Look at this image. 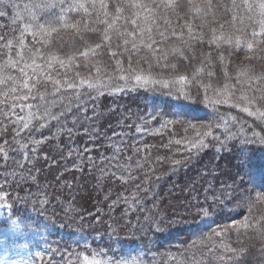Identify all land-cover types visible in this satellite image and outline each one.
<instances>
[{
  "label": "trees",
  "instance_id": "trees-1",
  "mask_svg": "<svg viewBox=\"0 0 264 264\" xmlns=\"http://www.w3.org/2000/svg\"><path fill=\"white\" fill-rule=\"evenodd\" d=\"M35 2L0 3L8 13L0 17V36L14 44L0 52V66L20 51L14 37L28 19L25 5ZM207 2L182 0L183 12L162 9L171 19L169 31L191 22L194 35L210 38L213 27L219 34V24L231 17L209 11ZM9 3L14 7L6 9ZM193 6L208 14L198 15ZM17 15L23 21L13 24ZM123 26V20L116 25ZM94 27L99 31L61 30L49 45L35 47L66 62L74 57L66 74L54 66V78L92 79L100 82L97 87L64 88L53 96L49 85L47 99L56 104L50 111L58 119L37 113L42 118L28 129L17 121L27 118L23 104L31 99L0 111V255L9 251L1 264H30L10 253L22 246L37 247L33 264H86L85 258L98 264H264V199H258L264 196V44L252 51L246 45L217 50L206 38L193 42V58L192 49L173 40L158 47L181 48L188 59L177 53L165 61L157 53V63L148 50L131 57L149 61L131 66L148 77L145 83L119 79L128 73L118 70L117 60L130 67L128 53L117 49L122 37L109 31L111 43L103 42L106 25ZM24 39L34 45L31 35ZM182 39L189 40L187 28ZM88 49L95 54L79 55ZM5 75L19 74L9 67L0 70ZM180 75L188 79L168 88L152 82ZM257 76L262 79L253 93L246 81ZM245 217L253 227H231Z\"/></svg>",
  "mask_w": 264,
  "mask_h": 264
},
{
  "label": "snow or ice",
  "instance_id": "snow-or-ice-1",
  "mask_svg": "<svg viewBox=\"0 0 264 264\" xmlns=\"http://www.w3.org/2000/svg\"><path fill=\"white\" fill-rule=\"evenodd\" d=\"M2 2L3 0H0V3ZM4 7L7 9L14 7V5L9 3L4 5ZM193 7L196 8L198 15L206 16L208 14L201 7ZM205 7L209 11L222 12L226 17L229 15L231 17L230 20H225L224 23L219 24V34H217V29L213 27L210 38H207V34L194 35L193 24L191 22L181 26L179 32L176 31L175 27H172L171 31H169L171 19L164 16L161 10L179 9L183 12L185 9L182 0H159V2L157 0H110V2H105V0H99V2L97 0H36L35 3L25 5V8L29 9L28 19L26 22H23V27L19 30V37H14V39L18 40L20 51L16 53L15 59H9L7 63L0 66V70L11 67L16 69L19 74L18 76L5 75L0 77V85H3V88L0 89V97H3V99H0V105L3 106L0 108V111H14L21 102H26L31 99L34 103L23 104V107L29 109L27 118L19 116L17 121L22 124L23 129H28L33 119L38 120L42 116L52 120L58 119L50 111V108L55 107L56 104L54 101L47 99L49 85L54 89L51 93L53 96L64 88L76 89L85 84L89 89L98 86L100 82L92 79L81 78L78 81L64 79L61 81L53 77L52 70L56 64H59V67L65 70V74L67 71H70L69 65L72 63L74 57L69 55L66 62L56 55L49 54L45 56L42 48L35 47V44L49 45L52 43L50 38L53 34L61 30L72 29L74 30L73 35H76L83 31H99L94 25H106L103 42L110 44L111 38L108 33L109 31L115 32L117 36L122 37V43L117 44V49H123L130 57V67L128 69H124L120 61L117 60L118 70L121 73H128L127 76L124 74L119 75V79L128 80L134 78L137 82L143 80L145 83L148 82V77L144 76L142 72H135L131 66L133 63L140 64L149 61L137 60L133 62L131 57L148 50L154 58H157V63H159L157 53H160L165 61L168 60L170 54L175 55L177 53L182 58L188 59L189 57L185 56L181 48L173 47L169 52L165 51L163 47H158L172 43L173 40H178L185 48L192 49L193 58V42L203 43L206 38L207 43L209 45H216L217 50L222 45H228L229 48L234 46L236 49H240L246 45L247 49L252 51L254 45L258 47L264 44V0H259L258 3L255 0H231L229 4L222 2L214 4L213 0H208ZM111 8H114V14L110 11ZM57 9L59 10L58 12H56ZM7 14V11H0V17H4ZM77 15L81 18L77 19ZM254 17H259V19H254ZM177 19L179 20L180 17L177 16ZM121 20L124 21L122 29L116 27L117 23ZM17 21H23V17L17 15L13 20V24H16ZM161 21L163 22V27H161ZM226 26L232 28L233 31H227ZM184 28L188 29L189 40L187 41L182 39L184 36ZM203 28L204 25L201 24L200 31L202 33ZM25 35H31L33 37L34 45L32 47L26 45ZM38 37L39 39H37ZM100 47L101 45L97 44L95 49H99ZM4 48L11 50L14 48V44L12 40H6L4 36H0V52ZM95 49L85 50L84 52H80L79 55L87 58L89 51L95 54ZM116 55V51L110 52L111 57L115 58ZM229 55H231V52H229ZM219 59L223 62V53H221ZM85 67L87 68L89 65L86 64ZM76 74L78 75L79 73L77 72ZM56 75L59 76L60 73ZM208 75L211 77L214 73L209 72ZM187 79L188 77L185 75H180L178 80L152 82L162 83L165 88H168L171 84L184 83ZM261 79L262 77L259 76L249 77L246 81L249 90L253 93L257 92L258 82ZM237 83L239 85V80ZM254 83H257V87H253ZM180 91H183V89ZM241 99H247V97L242 95ZM9 101L12 103L9 104ZM248 102L251 104L253 101L249 100ZM33 108L36 109L35 112L32 111ZM243 111L252 114L248 107L243 108ZM41 112L42 116L37 115V113ZM60 115L62 116L63 113ZM259 115L264 116V112H260ZM5 119H10V117L6 116ZM40 127H44V125L41 124ZM204 134L209 135L210 133ZM177 143H180V141H177ZM199 143L203 146L202 140ZM192 146L196 147V144L194 143ZM258 199H264V196L258 197ZM259 224L260 221H257V225ZM231 227L239 231V229L247 230L253 227V225L251 219L245 217L242 221H234ZM216 235L219 236L222 233L217 232ZM85 259L86 264H98V262L87 261V258Z\"/></svg>",
  "mask_w": 264,
  "mask_h": 264
},
{
  "label": "rangeland",
  "instance_id": "rangeland-1",
  "mask_svg": "<svg viewBox=\"0 0 264 264\" xmlns=\"http://www.w3.org/2000/svg\"><path fill=\"white\" fill-rule=\"evenodd\" d=\"M36 249H37L36 246L33 249L22 246L20 250H18L17 248H14L13 251H10V253L11 255L13 253L14 255L19 256L18 258L21 261H23L24 258L26 257V261H28L30 264H33L35 262V258L38 257V252ZM1 253H2V256H4L3 258L9 257V254H8L9 251L7 249H3ZM2 256L0 255V258H2ZM1 262L3 263V260H0V264Z\"/></svg>",
  "mask_w": 264,
  "mask_h": 264
}]
</instances>
